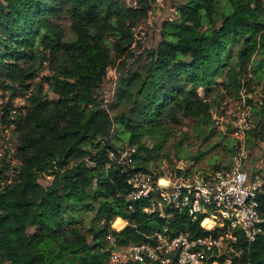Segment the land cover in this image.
<instances>
[{
    "label": "trees",
    "instance_id": "16d2710c",
    "mask_svg": "<svg viewBox=\"0 0 264 264\" xmlns=\"http://www.w3.org/2000/svg\"><path fill=\"white\" fill-rule=\"evenodd\" d=\"M131 1L0 0V130L12 125L14 140L0 155V264H109V234L119 245L166 226L205 235L203 216L145 212L149 201L128 198L129 174L172 155L182 160L191 138L205 133L186 156L196 166L218 145L203 148L215 111L255 91L246 146L264 140V0H174L175 17L143 53L137 28L157 0ZM114 64L120 72L107 98ZM19 96L24 110L11 117ZM132 148L127 170L110 156ZM244 168L264 175V167ZM118 217L128 222L120 230L112 227ZM239 235L242 260L264 264V233L250 245Z\"/></svg>",
    "mask_w": 264,
    "mask_h": 264
},
{
    "label": "built area",
    "instance_id": "2783aa9c",
    "mask_svg": "<svg viewBox=\"0 0 264 264\" xmlns=\"http://www.w3.org/2000/svg\"><path fill=\"white\" fill-rule=\"evenodd\" d=\"M19 110L17 106L11 109V117ZM250 114L251 106L244 100L233 126L237 148L227 168L198 169L181 164L176 170L160 175L153 169H139L129 174L132 189L128 198L149 201L143 208L145 212L157 213L164 219L172 218L174 212L186 213L193 220L203 216L200 225L207 234L195 236L191 230L174 232L166 226L146 235L143 241L128 245L116 244L109 234L108 239L114 245L110 249L109 264H261L242 260L245 248L238 245L239 234L250 245L264 233L260 200L264 196V175H251L244 168L248 150L242 141L251 128ZM5 146L9 144L6 142ZM135 149L118 151V155L111 151L110 156L116 157L127 170L134 167L131 154ZM12 162L16 163V160L12 159ZM206 218L218 227L205 225ZM119 222L121 226L117 225ZM127 223L118 217L112 227L120 230Z\"/></svg>",
    "mask_w": 264,
    "mask_h": 264
},
{
    "label": "rangeland",
    "instance_id": "374dc122",
    "mask_svg": "<svg viewBox=\"0 0 264 264\" xmlns=\"http://www.w3.org/2000/svg\"><path fill=\"white\" fill-rule=\"evenodd\" d=\"M128 2H132L131 0H128ZM149 19L142 25H140L137 28L136 33V40L140 44L139 49L137 50V53H143L145 50L155 47L160 39V30H161V24L166 19H171L175 17L176 14V7H175V1L174 0H157L154 4V8L149 11ZM119 67L118 64H114L108 67V72L106 76V80L103 84L104 93L107 98H111L113 95V89L115 88V82L119 75ZM49 72L45 69L43 70L42 75H47ZM49 84L44 83V89L45 91L50 95V97L54 98L55 95L53 92H51L49 89ZM259 93L258 91H255V93L247 94V97L250 96L253 98L256 97V94ZM245 98L241 99V103L235 104L232 102V100L225 101L223 105L218 108V111H215L214 113V125H212L213 129V135L211 136L210 140L208 141V144H204L203 148L208 149L209 146L212 145V147L216 144L215 148L213 149V154L207 153L208 155H205L199 163L194 166V168H209L212 167V164L215 163H221L222 165L230 164L233 157V152L230 153L227 151L226 147L229 145H233L236 141V135L234 129L232 130L235 121L238 118L237 111L239 110V107L243 104L244 100L246 104L250 105L248 102V99L253 98ZM4 98L2 96V92L0 91V107L3 102ZM24 103L25 99L23 96L17 97L14 107L17 106L20 110H24ZM13 107V108H14ZM12 108V109H13ZM253 114V110H251L250 118ZM193 125L194 121H188L187 122V128L193 133ZM255 126V123H251V128ZM12 125H9L4 130H0V136L1 138L5 137L6 142L9 144V146L12 144L13 148V137H12ZM186 128V127H185ZM249 131V130H248ZM243 136L244 140L242 143L246 146V135ZM194 134V133H193ZM206 134L204 133L202 136H197V138H194V136L191 138V144L187 145L185 149L182 150V156L183 159L180 161L177 156L172 155L173 157L171 159L167 158H161L159 162H155L151 165V169H153L158 174H165L169 171L176 170L178 165L181 164H187L190 162V160H187L186 156L189 154V150L192 148H197V146L200 144L203 137H205ZM125 147H129L128 143H124ZM200 146V145H199ZM253 148L247 147L248 150V158L246 160V164L249 168H263L264 167V140L256 141L255 144L252 146ZM6 146L2 148V152L4 153ZM173 153V152H171ZM213 155V156H212ZM12 164H15L12 162ZM51 179V177H45L41 178V182L44 184H47L48 181ZM117 225L121 226L122 223L119 222Z\"/></svg>",
    "mask_w": 264,
    "mask_h": 264
},
{
    "label": "crops",
    "instance_id": "0c3cea01",
    "mask_svg": "<svg viewBox=\"0 0 264 264\" xmlns=\"http://www.w3.org/2000/svg\"><path fill=\"white\" fill-rule=\"evenodd\" d=\"M181 161V160H180ZM185 165H187V164H185ZM188 166H191V167H194L195 165H194V162H189L188 163Z\"/></svg>",
    "mask_w": 264,
    "mask_h": 264
}]
</instances>
